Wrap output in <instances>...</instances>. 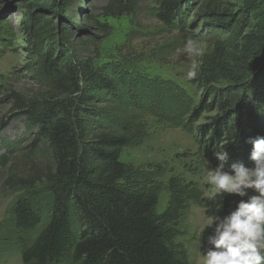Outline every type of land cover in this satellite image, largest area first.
<instances>
[{"label": "trees", "instance_id": "1", "mask_svg": "<svg viewBox=\"0 0 264 264\" xmlns=\"http://www.w3.org/2000/svg\"><path fill=\"white\" fill-rule=\"evenodd\" d=\"M221 1L206 4V16L227 36L214 43L199 68V81L211 100L203 102L200 111L215 114L210 124L198 127L199 146L214 167L219 163L215 153L221 150L228 153L229 165L253 167L248 141L264 137V0H243L238 15ZM128 2L132 8L134 1ZM180 2H162L158 18L165 26L172 27L182 15ZM122 3L113 0L107 9L116 11ZM53 58L51 52L41 55L55 91L34 101L15 96L11 111L12 119L20 114L37 128L36 138L48 145L54 162V170L45 177L47 212L39 213L26 199L15 204L16 231L32 233L42 227L21 250L22 263L189 264L185 253L173 246L189 188L172 179L168 207L158 214L159 188L120 161L124 148L145 137L143 124L138 127L143 116L132 111V103L113 79L86 63L60 65ZM221 82L230 86L213 87ZM102 97L111 99L103 103ZM2 160L0 164L7 166L5 157ZM240 199L224 194L199 202L205 216L223 217ZM212 231L201 233V253L209 247Z\"/></svg>", "mask_w": 264, "mask_h": 264}, {"label": "rangeland", "instance_id": "2", "mask_svg": "<svg viewBox=\"0 0 264 264\" xmlns=\"http://www.w3.org/2000/svg\"><path fill=\"white\" fill-rule=\"evenodd\" d=\"M128 1L114 11L107 9L113 0H0V162L7 160V166L0 164V264H23L21 250L42 229H14L16 202L26 199L39 213L47 212L45 177L54 170L49 147L37 140V128L20 114L12 119L11 111L15 96L34 101L55 91L41 59L50 52L60 65L86 63L113 79L132 111L143 116L138 127L143 124L145 137L124 148L120 161L159 188L158 214L168 207L172 179L189 188L173 246L189 264H198L206 217L199 200L214 195L203 177L207 167L215 168L203 157L198 127L210 124L215 114L200 111L203 102H211L207 89L198 76L191 82L183 78L190 61L177 58L176 49L189 37L197 40L203 52L196 57L200 68L214 43L227 35L206 16L208 0H180L182 15L172 27L158 18L166 0H133L132 8ZM221 2L236 15L243 7V0ZM102 99L108 103L111 98Z\"/></svg>", "mask_w": 264, "mask_h": 264}, {"label": "clouds", "instance_id": "3", "mask_svg": "<svg viewBox=\"0 0 264 264\" xmlns=\"http://www.w3.org/2000/svg\"><path fill=\"white\" fill-rule=\"evenodd\" d=\"M202 54L198 41L191 37L182 48L176 49L177 58L182 55L190 61L185 80L191 82L197 78L196 57ZM248 143L252 145L249 159L253 167L238 162L229 165L228 153L221 150L215 153L218 165L206 169L203 180L211 193L241 199L223 217L206 215L200 232L213 231L207 237L209 247L201 253L198 264H264V137L250 139Z\"/></svg>", "mask_w": 264, "mask_h": 264}]
</instances>
